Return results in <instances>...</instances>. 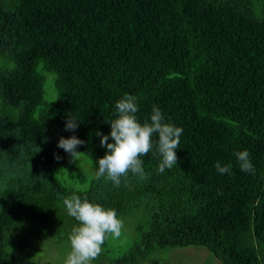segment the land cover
I'll return each mask as SVG.
<instances>
[{
    "label": "trees",
    "instance_id": "16d2710c",
    "mask_svg": "<svg viewBox=\"0 0 264 264\" xmlns=\"http://www.w3.org/2000/svg\"><path fill=\"white\" fill-rule=\"evenodd\" d=\"M75 151L85 191L56 174ZM137 209L130 248L91 264H264V0H0V264Z\"/></svg>",
    "mask_w": 264,
    "mask_h": 264
},
{
    "label": "rangeland",
    "instance_id": "374dc122",
    "mask_svg": "<svg viewBox=\"0 0 264 264\" xmlns=\"http://www.w3.org/2000/svg\"><path fill=\"white\" fill-rule=\"evenodd\" d=\"M40 73L46 77L45 103L48 104L56 99L54 82L51 75L43 68H40ZM72 159V169L58 170L57 177L68 189L85 191L89 188L90 180L98 174V169L81 152H73ZM143 219L144 214L141 209L135 210L133 214L110 226L103 242L99 237L90 235H82L75 241L67 243L46 242L33 237L26 250L19 253V257L21 260L24 258L30 260L32 264H91L92 258L102 253L120 258L138 238L135 226ZM29 250L31 252H28ZM141 264L222 263L208 249L192 246L159 251Z\"/></svg>",
    "mask_w": 264,
    "mask_h": 264
}]
</instances>
